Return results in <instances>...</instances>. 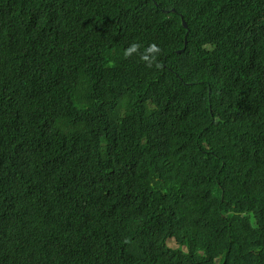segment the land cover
Segmentation results:
<instances>
[{
  "label": "trees",
  "instance_id": "trees-1",
  "mask_svg": "<svg viewBox=\"0 0 264 264\" xmlns=\"http://www.w3.org/2000/svg\"><path fill=\"white\" fill-rule=\"evenodd\" d=\"M0 264H264V0H0Z\"/></svg>",
  "mask_w": 264,
  "mask_h": 264
},
{
  "label": "clouds",
  "instance_id": "clouds-1",
  "mask_svg": "<svg viewBox=\"0 0 264 264\" xmlns=\"http://www.w3.org/2000/svg\"><path fill=\"white\" fill-rule=\"evenodd\" d=\"M184 20H182L183 25ZM185 23V22H184ZM186 24V23H185ZM140 45L137 43H133L127 49H125V57H130L133 53H137L140 55L141 59L146 62L147 67L151 68L153 65L159 68L160 64L157 61V54L161 53V49L155 44L152 43L143 53L139 52Z\"/></svg>",
  "mask_w": 264,
  "mask_h": 264
},
{
  "label": "rangeland",
  "instance_id": "rangeland-1",
  "mask_svg": "<svg viewBox=\"0 0 264 264\" xmlns=\"http://www.w3.org/2000/svg\"><path fill=\"white\" fill-rule=\"evenodd\" d=\"M167 245L170 246V247H177L176 243L174 242L173 239H168L167 240Z\"/></svg>",
  "mask_w": 264,
  "mask_h": 264
},
{
  "label": "water",
  "instance_id": "water-1",
  "mask_svg": "<svg viewBox=\"0 0 264 264\" xmlns=\"http://www.w3.org/2000/svg\"><path fill=\"white\" fill-rule=\"evenodd\" d=\"M183 26L186 27V24L183 22ZM185 44H186V41H185Z\"/></svg>",
  "mask_w": 264,
  "mask_h": 264
}]
</instances>
